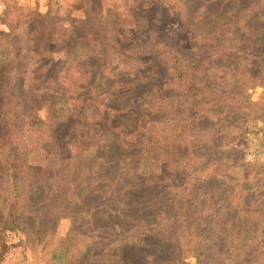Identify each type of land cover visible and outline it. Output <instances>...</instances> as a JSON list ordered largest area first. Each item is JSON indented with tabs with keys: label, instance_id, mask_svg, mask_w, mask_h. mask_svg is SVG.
<instances>
[{
	"label": "trees",
	"instance_id": "1",
	"mask_svg": "<svg viewBox=\"0 0 264 264\" xmlns=\"http://www.w3.org/2000/svg\"><path fill=\"white\" fill-rule=\"evenodd\" d=\"M127 11L141 13L134 44L93 31L82 64L38 66L34 85L0 70V205L10 229L35 234L84 214L114 233L88 235L100 252L128 254L141 229L157 247L229 257L230 239L264 235V159L247 157L264 147V115L246 96L264 87V0H129ZM27 30L47 32L40 17Z\"/></svg>",
	"mask_w": 264,
	"mask_h": 264
},
{
	"label": "rangeland",
	"instance_id": "2",
	"mask_svg": "<svg viewBox=\"0 0 264 264\" xmlns=\"http://www.w3.org/2000/svg\"><path fill=\"white\" fill-rule=\"evenodd\" d=\"M3 3L0 15V70L3 77L15 81L19 77L29 79L38 66L42 67L38 71L41 75L44 70L50 69V63L72 60L82 64L84 56L94 47L93 42L86 43L83 38L89 41L93 31L100 38L108 39L112 48L120 43L121 38L134 44L143 35L133 16L137 15L141 21V13H128L129 0H3ZM161 10L152 7L151 14L160 11L158 17L161 23L168 25L173 16L167 17ZM35 17L42 18L46 26L47 32L42 38L33 39L28 34V24ZM76 27V31L81 33L80 38L73 34L72 30ZM13 80L7 83L8 93L18 88ZM27 83L34 85L30 79ZM246 96L253 102H259L252 109L254 116L264 115V87L250 85ZM252 150L248 152V158L255 154L259 160L264 159V147ZM28 161L43 163L36 152L29 154ZM75 218H61L53 227L37 234L29 233L27 229H10L8 207L0 205V240L4 239L7 245L5 249L0 245V264H246L240 262L247 259L246 252L251 250L253 258L247 264H264V235L261 233L245 244H234L230 239L227 246L234 248L229 257L219 254L215 262H206L201 256L178 250L166 241L159 240L163 247H157L155 238L145 237L141 229L137 232L136 245L128 249V254L125 249L119 252L116 248L110 250V247L100 252L99 246L94 244V240L90 241L88 235L101 232L113 239L114 233L111 229L106 232L100 228L93 229L84 214L75 215ZM75 221L76 224L81 222L83 227L69 237V230L76 225ZM177 221L178 215H173L172 224L177 226ZM173 231L175 236L179 235L178 229Z\"/></svg>",
	"mask_w": 264,
	"mask_h": 264
},
{
	"label": "built area",
	"instance_id": "3",
	"mask_svg": "<svg viewBox=\"0 0 264 264\" xmlns=\"http://www.w3.org/2000/svg\"><path fill=\"white\" fill-rule=\"evenodd\" d=\"M3 6H4L3 0H0V15L2 13Z\"/></svg>",
	"mask_w": 264,
	"mask_h": 264
}]
</instances>
